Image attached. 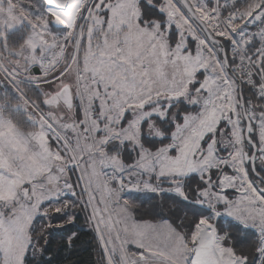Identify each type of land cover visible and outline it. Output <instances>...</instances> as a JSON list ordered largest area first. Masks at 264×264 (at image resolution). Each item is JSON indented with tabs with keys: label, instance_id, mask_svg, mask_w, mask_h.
I'll use <instances>...</instances> for the list:
<instances>
[{
	"label": "snow or ice",
	"instance_id": "snow-or-ice-1",
	"mask_svg": "<svg viewBox=\"0 0 264 264\" xmlns=\"http://www.w3.org/2000/svg\"><path fill=\"white\" fill-rule=\"evenodd\" d=\"M29 5L52 44L20 42L39 103L0 105L25 118H0V264H73L85 228L97 264H264V0Z\"/></svg>",
	"mask_w": 264,
	"mask_h": 264
},
{
	"label": "rangeland",
	"instance_id": "rangeland-1",
	"mask_svg": "<svg viewBox=\"0 0 264 264\" xmlns=\"http://www.w3.org/2000/svg\"><path fill=\"white\" fill-rule=\"evenodd\" d=\"M8 9L9 0H3V10L0 11V30L7 31L5 25L8 22H14V28L7 33L8 50L0 51V80H2L5 89L12 90V86L17 87L19 84V89L24 94L26 93L30 96L31 94L27 91L26 87L31 84L28 83V77L26 79L23 75L27 74L26 63L29 65L32 63L34 53L29 50V45L27 43L21 45L20 42L27 36L36 46L47 51L51 47L52 36L47 32L45 21L39 19L37 9L35 7H30L29 0H11V14H9ZM31 25H40V27L33 28ZM42 29L44 30L43 36L40 35ZM11 34H15L18 41H12L9 38ZM13 50L18 53L16 59L12 58L11 53ZM8 72H11L16 78L10 81ZM46 87V85H40L37 89L43 93ZM4 104H6V102ZM0 105L3 104L0 102ZM13 106L16 107L15 105ZM18 106L23 107L22 102L18 103ZM0 118L7 120L2 117V112H0ZM252 239H255L254 235Z\"/></svg>",
	"mask_w": 264,
	"mask_h": 264
},
{
	"label": "trees",
	"instance_id": "trees-1",
	"mask_svg": "<svg viewBox=\"0 0 264 264\" xmlns=\"http://www.w3.org/2000/svg\"><path fill=\"white\" fill-rule=\"evenodd\" d=\"M9 38L12 41H18L17 37L15 34H11L9 35ZM26 77L27 79V74L23 75ZM23 86H27V85H23ZM19 88V84L17 86ZM27 91L31 94L30 96H28L26 93L25 95L39 103L40 98L42 97V92L37 89L36 87H34L32 84L30 86H27ZM13 92V86H12V90L10 89H5L3 87V82L2 80H0V102L2 104H4L5 102L7 104H10L11 107L14 109L16 107H21L18 106V103L12 95H10V93ZM13 105H15L16 107H14ZM2 117H4L5 119H9V117H11L12 120L23 124L24 123V115L23 113H17V112H2ZM83 221H81L82 223ZM84 233L87 234H82L81 235V239L79 241V243L77 244L75 250L70 254L71 255V260L73 262V264H97V250H96V242L93 240L92 238V234L88 232L87 228L84 229ZM61 237L60 236H56L54 238V242H53V250L55 251V248L57 246V244L59 243ZM63 255H68V254H61V256Z\"/></svg>",
	"mask_w": 264,
	"mask_h": 264
}]
</instances>
